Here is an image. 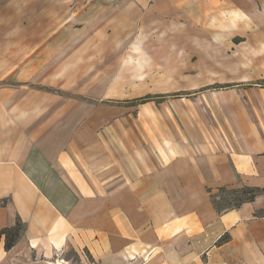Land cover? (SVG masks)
<instances>
[{"label": "crops", "instance_id": "0c3cea01", "mask_svg": "<svg viewBox=\"0 0 264 264\" xmlns=\"http://www.w3.org/2000/svg\"><path fill=\"white\" fill-rule=\"evenodd\" d=\"M79 47L84 62L91 46ZM29 57L21 64L18 40L0 38V232L22 227L11 249L0 238V264H264V194L223 211L214 201L221 188L264 189V88H206L175 113L102 116L101 98L85 100L79 75L68 86L50 46ZM37 70L43 86L26 83ZM53 74L67 85L50 88Z\"/></svg>", "mask_w": 264, "mask_h": 264}, {"label": "rangeland", "instance_id": "374dc122", "mask_svg": "<svg viewBox=\"0 0 264 264\" xmlns=\"http://www.w3.org/2000/svg\"><path fill=\"white\" fill-rule=\"evenodd\" d=\"M258 10L264 20V0H0V38L18 40L21 64L50 46L53 66L65 63L73 79L68 86L79 75L83 85L75 86H85V100L101 98L102 116L104 110L155 116L175 113L178 101L206 88H264V28L252 22ZM127 14V28L106 36V23ZM85 43L92 55L83 62L76 55ZM44 73L37 70L26 83L43 86ZM58 75L50 88L67 85ZM146 97L153 101L142 105ZM125 100L134 106L124 107ZM236 196L233 189L214 192L219 207L231 206ZM67 258L76 261L73 252Z\"/></svg>", "mask_w": 264, "mask_h": 264}, {"label": "trees", "instance_id": "16d2710c", "mask_svg": "<svg viewBox=\"0 0 264 264\" xmlns=\"http://www.w3.org/2000/svg\"><path fill=\"white\" fill-rule=\"evenodd\" d=\"M149 99H151V97H146L143 100L147 101ZM233 192L238 194V196H236V198H235L236 202L234 204H232L231 206H225V207H219L216 204L219 211H223V210H226L229 208H235V207H238L245 202L253 201L257 195L264 194V189L255 188V187H243V188H239V189H233ZM21 230H22L21 224L17 223L14 227L5 228L0 232V238L3 235L5 236V239H6L5 240V248L7 250L11 249L15 245L16 241L20 237Z\"/></svg>", "mask_w": 264, "mask_h": 264}, {"label": "built area", "instance_id": "2783aa9c", "mask_svg": "<svg viewBox=\"0 0 264 264\" xmlns=\"http://www.w3.org/2000/svg\"><path fill=\"white\" fill-rule=\"evenodd\" d=\"M61 261H62V262H65V260H64V259H61ZM67 263H68V261H67Z\"/></svg>", "mask_w": 264, "mask_h": 264}]
</instances>
